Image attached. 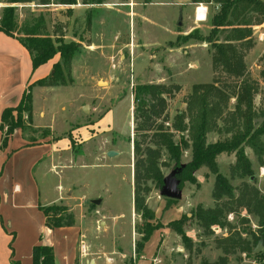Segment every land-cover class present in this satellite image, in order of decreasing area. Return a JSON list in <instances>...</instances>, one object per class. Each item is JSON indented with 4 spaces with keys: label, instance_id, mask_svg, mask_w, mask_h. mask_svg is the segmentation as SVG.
Wrapping results in <instances>:
<instances>
[{
    "label": "rangeland",
    "instance_id": "1",
    "mask_svg": "<svg viewBox=\"0 0 264 264\" xmlns=\"http://www.w3.org/2000/svg\"><path fill=\"white\" fill-rule=\"evenodd\" d=\"M45 2L8 4V0H0V15L6 5L15 7L16 35L20 36L19 28L24 22L42 15L46 31L53 39L73 43L75 47L68 68L62 65L66 85L55 86L54 90H50L51 86L32 85L22 103L21 117L25 132L34 143L49 134L54 138H73V145L69 139H59L56 145L61 154L42 162L35 176L43 203L66 208L79 227L77 264H151L152 258V264H264V225L258 224L253 212L232 205V211H224L223 224L208 229L192 217L197 207L213 208L231 201L213 199L215 176L206 167L193 171L191 179L184 178V173L180 177L191 158L190 148L183 150L179 163L165 151L158 159L162 180L173 170H180L176 175L180 179V197H163L161 186L149 180V190L144 194L148 215L134 208V163L141 155L134 152L133 144L139 142L144 147L150 143L142 135L152 131L136 129L141 118L135 110L132 88L151 83L172 90L166 97L168 120L164 123L165 128L171 129L175 114L186 109L185 100L192 86L209 83L219 76L211 65L209 45L203 41L217 5L211 0ZM199 3L207 7V14L204 21L196 23L194 9ZM261 33L263 39L259 40ZM252 39L244 61L248 75L258 84L254 108L261 112L264 23L252 27ZM233 104L234 99H230L228 107L231 109ZM83 106L88 111H83ZM161 120L157 119L155 125ZM262 121L263 116H259L255 125ZM181 135L186 137V133L174 132V141ZM228 136L210 132L206 142ZM261 140L264 142V133ZM108 151L115 155L107 156ZM244 152L253 176L232 173L234 153L217 156L218 171L233 187L234 196L243 184L264 195V165L259 164L249 147ZM94 199L100 202L93 204ZM181 217L185 220L180 224V232L168 227ZM152 227L158 228L145 241L139 257L136 244ZM256 238L262 240V247L253 253ZM81 241L85 245L83 255L79 250Z\"/></svg>",
    "mask_w": 264,
    "mask_h": 264
},
{
    "label": "trees",
    "instance_id": "2",
    "mask_svg": "<svg viewBox=\"0 0 264 264\" xmlns=\"http://www.w3.org/2000/svg\"><path fill=\"white\" fill-rule=\"evenodd\" d=\"M28 1L31 0H8V4ZM45 1L41 0L43 4L46 3ZM202 1L194 0V2ZM211 1L217 5L218 10L211 17V28L203 41L209 45L211 65L214 73L218 72L219 76L213 77L209 83H197L192 86L185 100L186 109L175 114L171 129L165 128L164 123L168 120L165 114L166 97L172 90L166 85L151 83L136 84L132 88L133 100L136 102L135 110L141 118L136 129L147 133L152 131L150 135L146 133L142 135L144 140L148 137L150 143L144 147H141L139 142L133 144L134 152L141 155L140 160L134 163V208L137 212H142L144 216L149 213L144 199V194L149 190L146 182L151 180L155 186L162 185V176L158 168V159L162 151H165L175 163H179L183 150L190 148L191 158L183 167L180 177L182 178L181 175L184 173V178L191 179L193 171L206 167L215 176L213 199L216 202L222 198L231 201L230 204L221 202L213 208L197 207L192 217L203 229H208L214 224L222 225L224 211H232V205L243 206L249 212H253L258 224L262 226L264 225V195L253 186L243 184L239 188L238 195L234 196L233 187L218 171L216 158L223 152L234 153L235 162L232 173L239 177H251L253 176L251 164L244 152L247 146L252 150L259 164L264 165V142L261 140L264 133V110L257 112L254 108V96L257 93L258 84L248 75L244 61L245 52L253 45L252 27L264 23V1ZM60 3L75 4V0H60ZM17 28L15 7L6 5L0 15V31L18 39L28 51L33 69L55 55H59V61L53 64L52 73L36 83L46 86L66 85L62 65L65 69L68 68L75 52L74 44H64L58 38L53 39V36L46 31L42 15L32 18L30 22H24L19 28L21 36L16 35ZM260 77L264 80V61ZM174 88L178 89L176 86ZM25 98L26 93L17 107L7 108L2 112L1 128L7 127L2 140L3 144L15 127L24 128L21 106ZM230 99H234L231 109L228 107ZM259 116H263V121L261 125H255V119ZM160 118L161 123L155 125L156 120ZM219 122L222 124L219 125ZM174 132L186 133V137L181 135L175 142ZM210 132L229 136L223 140L208 143L206 136ZM67 137L73 145L72 136ZM40 209L45 217V225L49 229L74 225L73 217L66 213L64 207L52 205L40 207ZM184 220L183 217L173 220L168 227L180 232V224H184ZM156 228L158 227L145 231L136 244L139 257H141L145 241ZM256 241L258 242L257 238ZM10 264L19 263L12 261ZM31 264H54L52 247L34 246Z\"/></svg>",
    "mask_w": 264,
    "mask_h": 264
},
{
    "label": "crops",
    "instance_id": "3",
    "mask_svg": "<svg viewBox=\"0 0 264 264\" xmlns=\"http://www.w3.org/2000/svg\"><path fill=\"white\" fill-rule=\"evenodd\" d=\"M57 61L58 54L33 69L30 55L18 39L0 31V264H31L36 245L52 247L54 264H77L79 227L49 229L45 225L40 207L47 203L41 200L35 176L42 162L61 154L58 140L68 137L49 134L34 143L24 128L15 127L2 143L7 131L6 126L1 128L3 110L17 107L32 85L52 73ZM67 148L68 143L64 150Z\"/></svg>",
    "mask_w": 264,
    "mask_h": 264
},
{
    "label": "water",
    "instance_id": "4",
    "mask_svg": "<svg viewBox=\"0 0 264 264\" xmlns=\"http://www.w3.org/2000/svg\"><path fill=\"white\" fill-rule=\"evenodd\" d=\"M178 26L181 25V17L179 18V21L177 23ZM99 83H102L99 81ZM83 111H88V107L87 106H83ZM115 155V152L113 151H108L107 152V156L111 157ZM180 172V170H173L169 176H167L166 178H164L162 180V185L160 187V194L163 197H166L168 199H178L180 197V188H179V184H180V179L177 178V174ZM93 204H98L100 202L99 199H94L91 201ZM262 247V240H259L256 244V246L253 248L252 252L256 253L258 252Z\"/></svg>",
    "mask_w": 264,
    "mask_h": 264
},
{
    "label": "built area",
    "instance_id": "5",
    "mask_svg": "<svg viewBox=\"0 0 264 264\" xmlns=\"http://www.w3.org/2000/svg\"><path fill=\"white\" fill-rule=\"evenodd\" d=\"M206 14H207V7L205 5H202L201 3H199L194 9L195 20L200 21V22L204 21L206 19ZM258 39L259 40L263 39V33H261L258 36ZM79 250H80L82 255L85 254V245L82 243V241L80 243Z\"/></svg>",
    "mask_w": 264,
    "mask_h": 264
}]
</instances>
